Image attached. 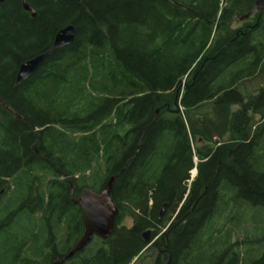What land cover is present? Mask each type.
<instances>
[{
	"label": "trees",
	"instance_id": "1",
	"mask_svg": "<svg viewBox=\"0 0 264 264\" xmlns=\"http://www.w3.org/2000/svg\"><path fill=\"white\" fill-rule=\"evenodd\" d=\"M20 1L0 2V97L22 116L0 103V264H264V17L232 24L255 0ZM113 176L112 235L65 259L73 197Z\"/></svg>",
	"mask_w": 264,
	"mask_h": 264
},
{
	"label": "water",
	"instance_id": "2",
	"mask_svg": "<svg viewBox=\"0 0 264 264\" xmlns=\"http://www.w3.org/2000/svg\"><path fill=\"white\" fill-rule=\"evenodd\" d=\"M24 7L26 10H32L30 3L27 0L24 2ZM256 9L259 13L262 12L264 9V0H255L251 13H253ZM33 15H35V12H33ZM75 35L76 27L74 25H68L60 29L54 37L52 49H58L72 44L75 40ZM50 53L51 50L38 54L35 57L23 62L17 73V85L24 82L32 73H34L40 64L50 55ZM1 102L2 99L0 97V103ZM5 108L13 112L16 117L22 118L21 115L16 113L9 106L5 105ZM114 182L115 177L113 176L108 180L99 193L90 188H84L81 191L79 198L74 200V203L82 210L86 230L77 246L65 257V259H70L77 252L82 251L83 248L91 242L94 236H99L102 239H108L112 235L119 215V210L111 197ZM166 205L167 204H164L161 209V215L164 213ZM151 234L152 231L150 229L145 231L143 234L144 240L148 243V245L154 242V240H151ZM53 264H63V261L56 259Z\"/></svg>",
	"mask_w": 264,
	"mask_h": 264
},
{
	"label": "flooded vegetation",
	"instance_id": "3",
	"mask_svg": "<svg viewBox=\"0 0 264 264\" xmlns=\"http://www.w3.org/2000/svg\"><path fill=\"white\" fill-rule=\"evenodd\" d=\"M6 1H8V0H3V1H1L0 0V2L2 3H4V2H6ZM29 3L31 2V0H27ZM239 1H246V0H239ZM238 1V2H239ZM21 2V5H22V8H23V10H25L28 14H30V16L32 17V18H35V17H37V11H36V9L35 8H33V6H32V4L30 3V6H31V8H32V10H26L25 9V7H24V2H25V0H21L20 1ZM253 10V8L250 10V11H248V12H246L245 14H243V15H241L240 17H239V22H240V25H239V27H242L245 23H251V22H253V21H259L260 19H261V17H264V9L262 10V12L261 13H259V11L256 9L253 13H251V11ZM33 12H35V15H33ZM249 15V16H248ZM248 25H250V24H248ZM59 31V30H58ZM57 31V32H58ZM52 44H53V42H52ZM80 194H81V192L79 193V195H78V197H76V198H74L73 197V202H74V200H76V199H78L79 198V196H80ZM77 205V204H76ZM84 220V219H83ZM152 231V230H151ZM152 235V234H151ZM151 240H153V238L151 239ZM156 261H157V256H155V261H153V264H157L156 263Z\"/></svg>",
	"mask_w": 264,
	"mask_h": 264
},
{
	"label": "rangeland",
	"instance_id": "4",
	"mask_svg": "<svg viewBox=\"0 0 264 264\" xmlns=\"http://www.w3.org/2000/svg\"><path fill=\"white\" fill-rule=\"evenodd\" d=\"M239 17L240 16H235L234 17V19H233V21H232V24H233V27L234 28H237V27H239V25H240V22H239ZM257 77H255V78H253V79H250V80H248V88H249V90L252 92H256L255 91V87L257 86V84H261V85H264V80H259L258 78L256 79ZM250 81V82H249ZM258 81H262V82H260V83H258ZM253 89V90H252ZM194 161L195 162H197L198 161V158L197 157H195L194 158ZM193 170H195V174H194V172H193ZM192 171H191V176H196V172H197V170L196 169H193ZM128 224H129V222H128ZM235 236H236V233H235ZM153 261H155V256H150V254L148 253V254H146V253H144L143 255H142V260H141V263H138V264H153Z\"/></svg>",
	"mask_w": 264,
	"mask_h": 264
},
{
	"label": "bare ground",
	"instance_id": "5",
	"mask_svg": "<svg viewBox=\"0 0 264 264\" xmlns=\"http://www.w3.org/2000/svg\"><path fill=\"white\" fill-rule=\"evenodd\" d=\"M53 48V44H52V46H51V48H50V50L52 51V50H56V49H52ZM49 51V50H48ZM48 51H46V52H48ZM42 54V53H41ZM51 54V53H50ZM16 77H17V75H16ZM2 103V102H1ZM3 104V106L5 107V103H2ZM7 106V105H6ZM193 172H194V174H195V170H193Z\"/></svg>",
	"mask_w": 264,
	"mask_h": 264
}]
</instances>
